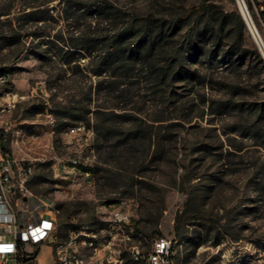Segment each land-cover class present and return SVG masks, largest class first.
I'll return each instance as SVG.
<instances>
[{"label": "rangeland", "instance_id": "obj_1", "mask_svg": "<svg viewBox=\"0 0 264 264\" xmlns=\"http://www.w3.org/2000/svg\"><path fill=\"white\" fill-rule=\"evenodd\" d=\"M244 1L264 40L253 0ZM203 2L216 11L189 13ZM236 5L0 0V72L13 73L0 92L11 86L23 96L0 116L11 126L5 142L33 160L28 186L58 201L64 234L75 216L105 238L108 202L126 199L145 251L166 236L177 264H264V56L246 21L244 30L222 27L220 7ZM122 30L129 55L105 61L101 47ZM89 40L98 51L83 48ZM79 123L88 138L65 134ZM74 157L92 171V185L63 167ZM133 243L119 241L110 264H139ZM39 260L53 264L49 247Z\"/></svg>", "mask_w": 264, "mask_h": 264}, {"label": "built area", "instance_id": "obj_2", "mask_svg": "<svg viewBox=\"0 0 264 264\" xmlns=\"http://www.w3.org/2000/svg\"><path fill=\"white\" fill-rule=\"evenodd\" d=\"M253 4L264 30V0H253ZM254 27L264 42L255 24ZM12 77V72H0V84L8 83ZM0 99L2 116L14 111L23 96L6 86L0 92ZM10 129V122L0 118V264H41L39 255L44 247L51 249L53 264H110L115 261L113 249L119 241L134 242L129 252L135 263L177 264L173 239L158 237L147 251L135 242L131 205L126 199L108 202L105 238L93 230L80 229L75 216L69 219L64 234L58 201L35 193L28 186L34 172L33 160L18 156L6 145L5 137ZM65 134L74 138L90 135L82 123L68 126ZM63 167L81 171L87 184H93L92 171L79 158H70Z\"/></svg>", "mask_w": 264, "mask_h": 264}, {"label": "trees", "instance_id": "obj_3", "mask_svg": "<svg viewBox=\"0 0 264 264\" xmlns=\"http://www.w3.org/2000/svg\"><path fill=\"white\" fill-rule=\"evenodd\" d=\"M233 2H235L236 5V1L233 0ZM95 6V12L100 14V15H107L109 14V10L104 6V5H99L97 3L93 4ZM215 6L213 4H210L208 2H203L199 5L196 6H192L189 9V13L192 14H200V13H213L215 12ZM221 15V21H222V27L224 25L227 24H238L241 30H244L246 28V23H245V19L239 9V7L236 5L235 9L232 11H229L227 9H225L224 7H220L219 11H218ZM210 20V19H209ZM179 19L174 20V25L175 27L178 26L179 23ZM211 22L208 21V26L209 27ZM129 30V28L127 29ZM127 30H122L119 31L118 33L114 34L113 38H111L110 42L108 44H106V46H102L100 49V54L101 52H103L101 54V57H103V59L107 62H111L112 60H114L115 58H117V60H121L124 59L126 57V55L128 56L129 53L127 51V49H124L122 47V44L128 39V37L130 36H125L126 31ZM157 31V36H162L164 34V27L163 25L158 26V28L156 29ZM206 31H208L206 29ZM233 32L235 31V29L232 30ZM132 33V32H131ZM99 42H97V40H89L88 42H86V44H84L83 48H87V49H91L90 45H92V48H94V52L95 49L98 51L99 48L97 49L96 47H98ZM131 55V54H130ZM176 63V59L169 65L172 66L173 64ZM182 215L179 214L176 218V224H175V234L177 237H184L185 233L182 230Z\"/></svg>", "mask_w": 264, "mask_h": 264}, {"label": "water", "instance_id": "obj_4", "mask_svg": "<svg viewBox=\"0 0 264 264\" xmlns=\"http://www.w3.org/2000/svg\"><path fill=\"white\" fill-rule=\"evenodd\" d=\"M237 1H238V3H239L241 13H242V15H243L245 21H246L247 24L249 25V27H250V29H251V31H252L254 37H255V40H256V42H257V44H258V46H259V48H260V50H261V52H262V54H263V56H264V51H263L261 45L259 44V42H258V40H257V38H256V36H255V34H254V31H253V29H252V27H251V25H250V22H249V20H248V17H247V15H246V13H245V10H244V7H243V6H245L246 10L248 11V8H247V6H246V3H245L244 0H237ZM248 13H249V11H248ZM249 15H250V14H249ZM250 18H251V16H250Z\"/></svg>", "mask_w": 264, "mask_h": 264}, {"label": "bare ground", "instance_id": "obj_5", "mask_svg": "<svg viewBox=\"0 0 264 264\" xmlns=\"http://www.w3.org/2000/svg\"><path fill=\"white\" fill-rule=\"evenodd\" d=\"M243 7H244L245 13H246V15H247V17H248V20H249V22H250V25H251V27H252V29H253V31H254V34H255V36H256V38H257L259 44L261 45L263 51H264V42L261 41V39L259 38V36H258V34H257V31H256V29H255V27H254V24H255V23H254V20L252 19V17L250 18L251 14H250V12L248 13V11L246 10L245 6H243ZM249 14H250V15H249Z\"/></svg>", "mask_w": 264, "mask_h": 264}]
</instances>
